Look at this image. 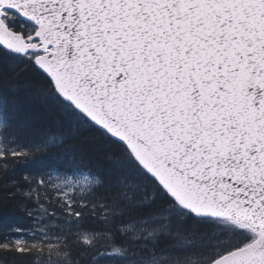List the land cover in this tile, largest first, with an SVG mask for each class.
<instances>
[{"label":"snow or ice","instance_id":"obj_1","mask_svg":"<svg viewBox=\"0 0 264 264\" xmlns=\"http://www.w3.org/2000/svg\"><path fill=\"white\" fill-rule=\"evenodd\" d=\"M0 264H264V0H0Z\"/></svg>","mask_w":264,"mask_h":264}]
</instances>
